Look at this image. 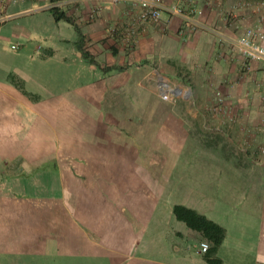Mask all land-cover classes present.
<instances>
[{
	"label": "crops",
	"instance_id": "obj_1",
	"mask_svg": "<svg viewBox=\"0 0 264 264\" xmlns=\"http://www.w3.org/2000/svg\"><path fill=\"white\" fill-rule=\"evenodd\" d=\"M41 1L6 0L5 6L42 8L49 0ZM57 1L75 8L84 37L80 44L79 37L74 39L70 51L87 80L66 97L42 96L19 77L25 91L42 97L36 101L25 97L10 78L18 77V71L0 66V117L6 111L18 116L33 108L32 119L43 120L44 129L37 131L31 123L26 127V151L32 154L40 150L33 145L41 144L39 152H48L72 131L74 157L67 160L70 166L59 155L32 163L48 178L45 192H36L34 185L20 193L15 185L10 191L0 189V234L6 237L14 231V239L27 244L29 233L47 224L27 216L23 228V217L41 210L44 219L58 215L52 230L59 237L53 245L58 256L73 255L90 264H211L200 245L207 241L210 247L211 242L173 212L175 204H183L225 228L216 251L220 264H264V147L254 145L246 151L249 155H227L220 144H190V128L178 112L126 110L131 94L136 95L134 103L161 104L155 91L131 79L132 73L145 77L157 69L151 63H181L199 74L201 88H208L214 76L227 104L240 108L235 114L238 124L257 125L264 105L261 61L250 60L241 78V56L228 39L250 27L264 30V0H161L192 9L191 19L164 11L158 21L141 23L139 36L127 43L118 34L141 22L139 7L132 1ZM93 8L97 10L89 18ZM12 16L10 11L4 19ZM119 21L122 30L114 25ZM86 39L94 43L88 51L95 64L79 51L81 45L86 50ZM44 55L43 61L54 51L50 47ZM134 63L143 66L135 69ZM106 66L120 69L105 70ZM65 102L73 105L72 113L63 111ZM115 104H123V109L114 110ZM259 133L264 136L262 127L254 132L257 137ZM57 150L64 148L58 145ZM31 200L43 205H30Z\"/></svg>",
	"mask_w": 264,
	"mask_h": 264
},
{
	"label": "rangeland",
	"instance_id": "obj_2",
	"mask_svg": "<svg viewBox=\"0 0 264 264\" xmlns=\"http://www.w3.org/2000/svg\"><path fill=\"white\" fill-rule=\"evenodd\" d=\"M0 1V14L2 17V19H0V33L3 36V38H0V66L5 69L11 68L12 70L13 68L15 71H18V77L11 75V79L17 81V84L20 83L22 85L23 83H21L20 78L24 79L28 89L33 91L38 90L42 96H49L53 93L65 97V94L69 95V93H73L76 85L81 80H87L86 75L81 72L79 61L72 57L73 53L70 51L74 42L73 40L79 37L75 26L64 19L55 20L51 11L53 7H57L59 11H64L66 14L72 16L77 23L74 14L75 8L70 7L71 4L64 1L49 0L45 7L42 8L18 7L13 9L9 8V6H5L6 0ZM112 1L117 2L123 0ZM96 10L97 8L90 10L89 18L94 16ZM10 11L14 16L10 19H4V16L10 13ZM16 12L18 13L16 14ZM140 24L141 22L130 24V26L124 30H122L124 26L121 27L120 21L114 25L118 26L123 32L122 34L118 32V35L126 38L129 28L132 26L138 29ZM249 29H259L264 33V30L260 26H254L245 29L241 35L228 39L241 56V78L244 74L248 73L250 63L254 59H249L240 51L236 40ZM182 30H185V27L182 28ZM11 31H13L12 37L9 35ZM138 32L137 36L140 34V31ZM104 39L105 38L102 39L104 41L102 45L108 43ZM124 42L127 43L128 41L124 39ZM13 44L17 46L16 49L12 47ZM39 45H41V48ZM50 47L54 51V55L43 61L44 58H47L45 55L43 56V54L49 51ZM37 48L40 49L37 50ZM84 48L86 50H93L94 43H89V40L86 39ZM90 63L95 64L96 62ZM158 65L151 63L150 66L153 68L155 66L157 69H151L150 72L146 73L145 77L138 75L136 71L132 73L130 77L131 79H138L142 84L145 83L149 88L155 91L156 95L158 94L160 96L157 80L159 77L163 76L172 85L183 90L188 89L190 95L188 97L181 95L175 99H164L160 96L161 104L158 105V103H134L136 102V95L133 96L131 94V103H129V107H126V110L130 112H178L182 114L187 126L190 128V133L192 134L189 137L190 144H220L225 149V154L227 155L237 156L241 151H243L245 155H249V152L246 153V151L248 149H253L254 145H259L260 149H263L264 136H261V133H259L258 137L254 134L255 130L261 127L264 129L263 104V117L262 120L258 121L257 125L252 123L242 125L243 122H239L238 124L235 114L240 108L235 107L232 109L231 105L227 104L224 93L217 88V84H215L216 81L213 80L214 76H210L211 81H209V85H207L208 88H201L198 86V83L201 82L198 78L199 74L194 75L191 68L187 67L185 64L167 63L166 65ZM131 66L137 69L143 65L134 63ZM261 68L262 76H264L262 62ZM17 84L15 85L17 86ZM17 89L22 91L19 87H17ZM24 94L25 97L28 95L27 97L36 101L42 98L31 92ZM246 95L249 96V93L247 92ZM36 101H34V109H38L37 106L39 104H37ZM47 105H50V107H57L56 104L52 103ZM64 107V112L72 113L74 111L71 103L65 102ZM113 107L114 110H122L123 104H115ZM242 109L243 108H241V110ZM189 111L197 113V116L192 119V116L188 114ZM32 113H36L33 108L18 116L16 114H11L10 111H6L0 117V189L3 191H10V187L15 185L20 193V191L25 192L27 191V187L31 188V186L34 185L36 192H45L48 189L45 184L48 178L43 177L41 175V170L37 168V166L35 167V164L33 166L32 163L40 161L45 155H59L58 158L62 156L66 159L65 163L67 165H69V160H73L75 143L73 141L74 135L72 131H70V133L68 131L69 134L67 133L60 137V140L61 138L62 140L58 145L64 148L63 151H58L57 145L55 147L52 146L48 152L42 153L39 152L42 148L41 144L33 145V148H38L40 150L35 151V149L32 154L26 151L25 146L28 145L25 142L26 127L31 123L33 124L31 128L35 127L34 129L37 131L44 129L43 120L38 117L32 119ZM49 122V124L53 125L54 120L51 118ZM147 137L149 136L147 135ZM51 138L56 140L58 136L53 135ZM235 150L237 151L236 153ZM16 177L17 179L11 180ZM42 202L43 201L38 202L31 200L29 204L42 206ZM27 216L30 219L32 217L35 218V220L40 221L41 224L42 221H44L47 224L45 225L47 229L44 228L41 231L40 228V230L37 229L35 232L29 233V241H27V244L26 242H21L18 238L15 240L14 231L8 232L6 237H3L5 234H0V264H90L89 261L82 262L79 258L75 259L73 255L70 256L66 254V256L63 254L62 256H58L55 246L53 245H57L59 237L57 232L52 231L54 227H57L56 221L58 215L54 217V215L49 214V216L44 219L41 210H38L35 215L30 213V216L25 213L23 217L24 222L22 224L23 228L25 227ZM10 237H12V240ZM8 239H10V242Z\"/></svg>",
	"mask_w": 264,
	"mask_h": 264
},
{
	"label": "built area",
	"instance_id": "obj_3",
	"mask_svg": "<svg viewBox=\"0 0 264 264\" xmlns=\"http://www.w3.org/2000/svg\"><path fill=\"white\" fill-rule=\"evenodd\" d=\"M139 7L140 20L143 22H156L161 18L164 11L182 15L183 18L190 20L192 9H185L179 5H169L161 0H130ZM139 28L130 27L126 39L128 42L136 39L139 33ZM132 37V39H131ZM264 33L259 29H249L244 35L239 37L236 42L240 51L249 59L259 60L262 62L264 69V44H263ZM13 48H17L15 44ZM264 71V70H263ZM157 86L159 94L164 99H175L181 95L188 97L190 95L188 89H181L169 83L165 77H159L157 80ZM202 251H207L209 243L207 241H201L200 243Z\"/></svg>",
	"mask_w": 264,
	"mask_h": 264
},
{
	"label": "trees",
	"instance_id": "obj_4",
	"mask_svg": "<svg viewBox=\"0 0 264 264\" xmlns=\"http://www.w3.org/2000/svg\"><path fill=\"white\" fill-rule=\"evenodd\" d=\"M51 11L54 15L55 20L64 19L65 21L72 23L75 26V29L77 30V33L79 35V44L80 42L82 43V38L84 37V35L78 24L75 22L74 18L66 14L64 11H59L57 7H53ZM79 48L82 51L83 56H85L90 62H95L93 56L89 53L88 50L82 49V45ZM111 68L120 69L117 66H106L105 70H110ZM12 80L15 84H17V81H15L14 79ZM17 86L24 93L28 94L22 84L18 83ZM45 166H47V164H45ZM173 212L178 219L185 221L191 228L202 232V234L211 242L210 247L206 251L207 260L211 264H220L221 259L216 256V251L225 236V228L212 219H209L205 215L197 212L195 209L187 207L183 204H175L173 207Z\"/></svg>",
	"mask_w": 264,
	"mask_h": 264
}]
</instances>
